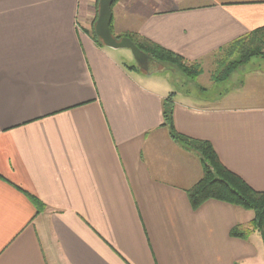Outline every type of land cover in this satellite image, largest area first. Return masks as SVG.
<instances>
[{"label": "crops", "instance_id": "1", "mask_svg": "<svg viewBox=\"0 0 264 264\" xmlns=\"http://www.w3.org/2000/svg\"><path fill=\"white\" fill-rule=\"evenodd\" d=\"M88 1L0 0V264H264L259 232L230 234L252 210L192 207L204 164L163 101L258 191L264 102L172 91L95 41ZM148 1L126 21L191 62L264 26V0Z\"/></svg>", "mask_w": 264, "mask_h": 264}, {"label": "trees", "instance_id": "2", "mask_svg": "<svg viewBox=\"0 0 264 264\" xmlns=\"http://www.w3.org/2000/svg\"><path fill=\"white\" fill-rule=\"evenodd\" d=\"M117 1L113 3L112 9ZM112 23L113 20L111 29ZM114 36L131 38L137 47L149 55L153 61L170 69L179 70L191 78L198 77L202 72L197 62L187 60L184 56L163 47L138 32L127 33L121 37L115 34ZM93 37L97 43L104 46L95 30ZM217 53L224 58L214 74V81L220 82L227 80L239 65L248 63L253 57H264V26L234 40ZM133 67L138 68L137 65H133ZM173 114L174 93H171L163 101L164 125L169 128L170 135L174 140L199 153L204 164L203 176L188 190L192 207L198 208L203 202L216 199L252 210L255 214L254 218L246 225L237 224L231 229L230 234L233 237L246 239L253 231H257L260 233L264 244V191L255 190L241 176L228 169L221 162L211 142L193 138L177 131L174 126ZM29 197L39 211L44 208L43 202L38 198L31 194Z\"/></svg>", "mask_w": 264, "mask_h": 264}, {"label": "rangeland", "instance_id": "3", "mask_svg": "<svg viewBox=\"0 0 264 264\" xmlns=\"http://www.w3.org/2000/svg\"><path fill=\"white\" fill-rule=\"evenodd\" d=\"M142 2L149 4L148 0H118L116 2L114 5L115 19L112 23V29L116 36L121 37L127 33L136 32V22H132L129 18L127 22L125 19L127 17H124V14H127L128 17H136L137 13L133 11L144 5ZM88 4L94 14L93 27L90 31V35L93 36L99 2L98 0H89ZM120 52L124 54L126 63L137 65L131 49L124 47L120 49ZM223 59L221 54L216 52L204 61L197 62L202 72L196 78H191L179 70L170 69L155 61H151L147 68H140L138 65L137 67L141 69L142 73L153 74L155 78L166 79L165 83L169 85L172 91L197 93V90L206 89L204 91L207 92H202L205 98L229 94L230 92L244 101L264 102V57H253L248 63L239 65L227 80L214 84L212 82L214 81V74Z\"/></svg>", "mask_w": 264, "mask_h": 264}, {"label": "water", "instance_id": "4", "mask_svg": "<svg viewBox=\"0 0 264 264\" xmlns=\"http://www.w3.org/2000/svg\"><path fill=\"white\" fill-rule=\"evenodd\" d=\"M117 0H99L98 16L95 24V32L101 39L104 46L113 49L129 48L131 49L136 63L140 68H147L148 64L153 61L149 55L145 54L129 37L117 38L111 29L113 19L112 5Z\"/></svg>", "mask_w": 264, "mask_h": 264}]
</instances>
